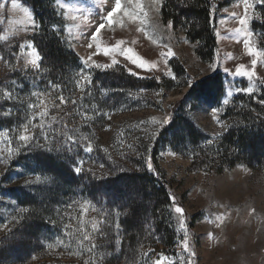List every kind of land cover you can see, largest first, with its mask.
I'll return each mask as SVG.
<instances>
[{"label":"rangeland","instance_id":"obj_1","mask_svg":"<svg viewBox=\"0 0 264 264\" xmlns=\"http://www.w3.org/2000/svg\"><path fill=\"white\" fill-rule=\"evenodd\" d=\"M15 2L19 7H12L13 0H0L4 6L0 8V112L11 109L10 116L0 115V132L7 131L9 137L0 136V157L6 159L8 152H13L7 169L0 163V240L8 229L15 230L17 239L0 249V264H84L88 260L94 264H156L157 260L162 264H188L189 260L191 264H264V124L256 150L234 154L232 166L223 159L224 149L218 145L233 122L235 129L264 122V105L259 100L264 56L249 57L244 51L246 37L236 31L244 14L241 0H211L216 50L206 62L197 56V44L188 40L182 27L169 28L162 21L164 0H121L122 11L114 15L112 25L103 18L114 0H54L59 19L54 30L78 58L59 88L46 84L45 79L38 81L41 85L33 83L40 69L30 64L25 67L31 49L21 45L31 41L36 27L23 8L29 9L33 20L34 16L26 3ZM248 16V30L253 33L248 39L257 51L264 52V4L255 5ZM99 23L105 28L92 41L90 33ZM117 41L124 43L105 56L103 49L115 47ZM125 47L144 60L146 67L126 60L120 51ZM89 56L92 60L82 64ZM113 59L117 61L114 65ZM252 59H257L255 68ZM238 65L253 70L255 76L251 80L236 76ZM81 69L91 78L83 90L77 84ZM168 72L171 75L165 74ZM215 74L221 75V96L217 97L215 89L202 93L203 99L193 96L173 117L189 82L195 85ZM119 76L128 81L111 82ZM249 86L254 87L251 94L242 90ZM5 91L17 100H4ZM60 97L66 102L61 104ZM39 99L47 105L48 114L43 118L36 115L39 108H28ZM223 99L229 103L224 105ZM231 104L234 109L228 111ZM214 108H220L216 119ZM166 117L169 123L177 120L164 135L168 124L159 122ZM41 119L43 129H33V134L40 133L41 143L44 136L49 137L47 147L62 145L70 160L62 162L55 154L49 159V153L40 151L15 153L20 146L16 140L20 125L28 120L39 125ZM183 125L195 134L192 143ZM89 143L93 150L86 152ZM37 157L42 161L39 166ZM76 160L83 161L79 175L70 167ZM47 161L57 165L70 183L69 173L77 180L83 178L86 195L69 188L67 199L48 203L43 200L42 177L40 183L26 186L25 181L44 175ZM148 163L174 197L167 214L162 212L172 236L169 244L161 242L155 218L142 230L128 228L125 217L133 215L127 202L142 201L133 188L120 186L116 191L105 186L106 181L128 174L152 175ZM56 182L62 190L63 183ZM35 202L41 207L39 214L33 211L22 227L10 222L18 207L32 210ZM177 206L181 213L175 212ZM185 233L189 251L183 246ZM189 252L194 254L189 256Z\"/></svg>","mask_w":264,"mask_h":264},{"label":"trees","instance_id":"obj_2","mask_svg":"<svg viewBox=\"0 0 264 264\" xmlns=\"http://www.w3.org/2000/svg\"><path fill=\"white\" fill-rule=\"evenodd\" d=\"M26 3L34 16V21L37 25L31 41L34 47L39 51L41 59L40 71L36 73L38 79L33 80L34 84L41 85L38 82L42 79L46 84L56 85L58 88L64 86L66 77L70 75L71 69L76 67L78 58L71 52L64 44L61 35L55 32L54 26L59 23L57 13L53 7L54 0H20ZM211 0H164L161 8V18L166 24L174 21V28L182 27L188 40L197 44L196 54L204 62L213 58L216 50V39L214 35L213 21L211 17ZM207 51V53H206ZM36 76V77H37ZM17 77H20L17 75ZM128 79L120 77L119 79H112L111 82L123 83ZM21 82V80H20ZM32 83V81H31ZM222 79L220 74H215L211 77L198 81L193 87H190L188 92L183 98L176 104V108L172 111V116L177 117L182 110L183 105L187 99L197 97L203 99L202 93L208 90L215 89L217 97L221 96ZM121 87V86H120ZM264 99V85L261 89V96L259 100ZM264 105V104H263ZM234 109V104L227 107V110ZM261 109V108H257ZM264 109V106H263ZM232 117V116H230ZM177 119H175L176 122ZM175 122L171 121L167 128L164 130V135L168 133L169 129H173ZM246 124H251L250 120H246ZM262 124L249 125L246 128H234V122L232 127H229L227 132L220 138L218 145L224 149L223 159L229 161L230 166L234 165V154L240 152L255 151L258 143L260 142V135L263 131L261 129ZM186 128L187 139L189 143L195 141V134L192 130L183 125ZM163 135V134H162ZM193 146V145H192ZM46 171H43L44 180L42 184L44 186V193L46 194V202L51 203L61 199H67L69 197L68 190L80 192L82 196H85L88 192V187L83 178L77 180L75 174L69 173V177L73 180V183L65 180L66 176L63 172L58 170L57 165L50 161H47L43 165ZM152 175L146 173L141 174H128L120 176L116 179L108 180L105 182V186L111 187L114 190H119L120 186L124 188H133L134 193L139 196L142 201L138 202L134 199H130L126 206L132 216H127L128 228L136 231L149 227L148 223L150 219L155 218L154 224L158 232L161 233V242L169 244L172 241V236L167 232L168 226L165 224V219L162 214H167V209L172 205L169 191L166 188L165 182L161 179L158 171L152 168ZM68 174V173H67ZM52 179H48V178ZM62 184V190H58L56 187L57 182ZM104 189V188H103ZM106 191V189H105ZM123 200L122 197H117ZM32 200V199H31ZM32 210L37 214L41 211L40 205L35 202ZM112 251L111 249L108 250Z\"/></svg>","mask_w":264,"mask_h":264},{"label":"snow or ice","instance_id":"obj_3","mask_svg":"<svg viewBox=\"0 0 264 264\" xmlns=\"http://www.w3.org/2000/svg\"><path fill=\"white\" fill-rule=\"evenodd\" d=\"M132 0H129V3H131ZM241 3L243 5V12L244 14L242 16L239 17L238 23L241 27L237 28L236 31L242 33L246 39L243 41V47H244V51L245 53L249 56V57H261L264 56V52H260L257 51V49H255L252 45H251V41L250 39H248L249 37H251L253 35V33L251 31L248 30V21H249V16L248 13L250 10H252L254 8L255 5H260V4H264V0H241ZM4 7L3 5H0V8ZM13 8H17L19 7V5L15 2V0H13V4H12ZM122 11V7H121V0H114V6L111 7L110 10L107 11V15L103 18L108 25H112L113 23V17L115 14H118ZM125 15H129V13L127 12L126 9L123 10ZM23 12L25 14V16L28 17L29 20H32V26L33 27H37V25L35 24V21L33 20L32 14L29 12V9L27 7L23 8ZM233 15H235L233 13ZM73 19H75L73 17ZM264 22V21H262ZM168 27L169 28H174V21H169L168 22ZM105 28V24L104 23H99L98 26L95 27L94 31H92L90 33V39L92 41H95L97 38V35L100 34L101 30ZM123 41H117L115 47L113 48H104L103 49V54L105 56H108L111 52L116 51L117 48L120 47L121 44H123ZM27 47L29 49H31V51L28 53V56L30 57L29 60L26 61L25 63V67L28 66V64H30L33 68L35 69H40L41 68V64L40 61L42 59L39 51L34 47L33 42H28L27 45H21V48ZM89 48H92V44L89 43L88 44ZM97 54H99V48L100 46L97 45ZM121 54L125 57L126 60L130 61L132 64L136 65L139 68H145L146 67V62L144 60H142L139 56H136L133 54V51L131 48H122L120 49ZM171 53V50H169V54ZM162 56H164V53H161ZM92 60V56H89L87 58V60H82V64L87 65L89 61ZM117 61L115 59L112 60V64H116ZM251 64L253 66V68H255V66L257 65V59H252L251 60ZM95 67L100 68V67H104V68H108L110 67V65L108 64H104V65H100V64H94ZM154 66V65H153ZM211 67V65H210ZM227 71V69H226ZM133 75H135V73H132ZM166 75H171L170 72L165 73ZM236 76H247L249 77V79L251 80V78L253 76H255V72L253 70H244V65H238L235 69V73ZM158 79V78H156ZM78 86L81 87V90H83V85H87V84H91V78L88 74L84 73L83 69L80 70V79L77 81ZM190 87H193L194 84H192L191 82H189ZM53 87H57L56 85H52ZM245 93H253L254 92V87L253 86H249L246 87L244 89H242ZM239 91V89H238ZM33 96H36L37 93H32ZM228 96H231V92L227 93ZM3 99L4 100H9V101H15L17 100V97L14 96L11 92L9 91H5L3 93ZM65 98L64 97H60V103L63 104L65 103ZM222 103L224 105H227L229 103L228 99H223ZM261 104H264V99L260 100ZM73 104H75V101H73ZM28 108L30 109H37L39 108V112L36 113V115H39L41 118H43L44 116H46L47 113V105L45 104V100L44 99H39L38 103H29L28 104ZM220 111V108H214L213 109V119H216V113ZM0 115L4 116V117H8L11 115V109L5 110L3 112H0ZM52 120H55L56 117L53 116L51 118ZM217 122L219 123V121L217 120ZM159 123H161L162 125H167L169 124V118H164L162 121H160ZM225 129L227 128V125H224ZM43 129V119H41V122L39 125L35 124L32 122V120H28L27 123L25 124H21L20 125V130H19V134L16 136V140L19 142V147L17 149H15V153L19 154L21 151L23 152H27V153H32L35 151H40V152H47L49 153V159L51 158L52 154H55V157L57 159H60L62 162L66 161V160H70L71 157L68 156L65 152V149L63 148V146H57L55 148L52 147H47L48 144V140L49 137L44 136V143H41L39 140V135L40 133H36L33 134V129ZM0 136H2L5 140H8V133L7 131L4 132H0ZM68 139L71 141L73 139L72 136H68ZM209 143H211V141H209ZM92 149V145L89 143L87 145V147L84 148V151L86 152H91ZM13 160V152L9 151L8 155L5 158L0 157V163H4L5 164V168L7 169L9 167V163ZM42 163V161H40V159L37 157V165L39 166V164ZM83 165V161L82 160H76L73 161L70 165L71 170L79 175L82 171ZM148 169L151 171L152 170V164L148 163ZM101 167H103V165H101ZM93 177H95V174L93 173ZM106 177H99L98 179H103ZM48 179H52V178H48ZM41 182V176H36L35 180H27L25 181V185L26 186H31L32 184H36V183H40ZM170 199L174 200V197H170ZM15 203V202H13ZM129 211H131V209H129ZM183 210L181 207H175V212L176 213H181ZM16 213L17 215L13 216L11 218V223H13L15 226L17 227H22L23 226V222L27 219H29L31 217V215L33 214V210H30L28 207H18L16 209ZM181 226L183 227V221H181ZM5 228H7V225H4ZM117 227H119V225H117ZM89 237L85 234L83 239L87 240ZM17 239L16 236V232L14 229H8L7 232L5 233V238L0 240V249H3L5 247H7L9 244L12 243L13 240ZM117 244L120 243V241L117 239L116 241ZM183 246L185 251H189L188 249V239H187V233H185V239L183 241ZM49 247H51V245H49ZM96 245H93V248H95ZM193 252H189V256L193 255ZM84 264H94L93 261L88 260L85 261ZM156 264H162V262L160 260L156 261ZM188 264H191V261L189 260Z\"/></svg>","mask_w":264,"mask_h":264}]
</instances>
